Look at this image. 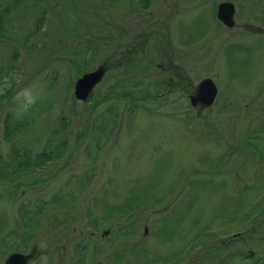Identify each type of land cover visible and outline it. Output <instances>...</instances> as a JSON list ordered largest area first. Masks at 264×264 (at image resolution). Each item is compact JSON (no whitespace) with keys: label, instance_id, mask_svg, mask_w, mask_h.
Here are the masks:
<instances>
[{"label":"rangeland","instance_id":"374dc122","mask_svg":"<svg viewBox=\"0 0 264 264\" xmlns=\"http://www.w3.org/2000/svg\"><path fill=\"white\" fill-rule=\"evenodd\" d=\"M220 1L0 0V264H264V0Z\"/></svg>","mask_w":264,"mask_h":264},{"label":"water","instance_id":"95a60500","mask_svg":"<svg viewBox=\"0 0 264 264\" xmlns=\"http://www.w3.org/2000/svg\"><path fill=\"white\" fill-rule=\"evenodd\" d=\"M234 4L229 1L221 2L217 6V17L227 26L233 25ZM103 70L96 69L85 73L78 78L75 84V95L78 99H86L95 84L101 79ZM217 88L210 78L203 79L199 85V92L196 97H192V103L200 100L205 105H210L216 96ZM39 254L36 246L32 247L28 253L15 252L10 254L5 260V264H27L29 260L35 259Z\"/></svg>","mask_w":264,"mask_h":264},{"label":"clouds","instance_id":"9594fccd","mask_svg":"<svg viewBox=\"0 0 264 264\" xmlns=\"http://www.w3.org/2000/svg\"><path fill=\"white\" fill-rule=\"evenodd\" d=\"M10 84L11 81L6 80L4 84L0 86V93L5 91V89L8 88ZM39 96L40 90L36 85H29L20 88L13 97L16 115L19 117L29 112L33 105L36 104Z\"/></svg>","mask_w":264,"mask_h":264},{"label":"trees","instance_id":"16d2710c","mask_svg":"<svg viewBox=\"0 0 264 264\" xmlns=\"http://www.w3.org/2000/svg\"><path fill=\"white\" fill-rule=\"evenodd\" d=\"M3 6H4V5H3ZM9 6H10V5H8V6H4V7H7V9H9V8H8ZM7 9L3 10V15H4V12H5ZM0 16H1V15H0ZM7 68L10 69V68H11V65H8ZM4 72H6V71H4ZM6 73H7L6 78H10V79H12V78L14 77V73H13V71L8 70ZM0 74H2V73H0ZM14 87H15V86H14V83L11 82L10 86H9L8 88H6L5 91H3V93H4V92H6V93L11 92V91L14 89Z\"/></svg>","mask_w":264,"mask_h":264},{"label":"flooded vegetation","instance_id":"af4514ba","mask_svg":"<svg viewBox=\"0 0 264 264\" xmlns=\"http://www.w3.org/2000/svg\"><path fill=\"white\" fill-rule=\"evenodd\" d=\"M235 16H236V14H235ZM234 24H235V20H234Z\"/></svg>","mask_w":264,"mask_h":264}]
</instances>
